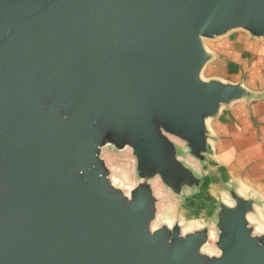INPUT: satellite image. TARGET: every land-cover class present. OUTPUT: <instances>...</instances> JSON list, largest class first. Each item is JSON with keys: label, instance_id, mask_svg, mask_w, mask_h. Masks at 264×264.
<instances>
[{"label": "water", "instance_id": "obj_1", "mask_svg": "<svg viewBox=\"0 0 264 264\" xmlns=\"http://www.w3.org/2000/svg\"><path fill=\"white\" fill-rule=\"evenodd\" d=\"M236 32L264 39V0H0V264H264L238 180L205 224L163 212L218 183L211 121L262 97L203 77Z\"/></svg>", "mask_w": 264, "mask_h": 264}, {"label": "crops", "instance_id": "obj_2", "mask_svg": "<svg viewBox=\"0 0 264 264\" xmlns=\"http://www.w3.org/2000/svg\"><path fill=\"white\" fill-rule=\"evenodd\" d=\"M214 43L211 78H245L243 84L262 97L235 103L211 121L213 158L229 178L264 199V39L236 32Z\"/></svg>", "mask_w": 264, "mask_h": 264}, {"label": "rangeland", "instance_id": "obj_3", "mask_svg": "<svg viewBox=\"0 0 264 264\" xmlns=\"http://www.w3.org/2000/svg\"><path fill=\"white\" fill-rule=\"evenodd\" d=\"M205 44L208 49L214 51L213 48L216 47L214 41H205ZM210 65L211 64L207 66L203 73L205 79H210L212 74H214L212 69L213 66L210 67ZM240 82L245 83V78H242ZM133 160V157L129 153L113 156L111 158L113 168H115L116 172L119 174L124 175L130 184L134 183V181L131 180V169L134 164ZM230 180L227 173L220 172L218 183L210 187L209 191L204 195L191 198L189 203H185L182 199L168 198L163 208L164 215L177 218L183 217L187 224L192 226L205 224L214 210L215 202L221 198H226L222 189V183L229 182Z\"/></svg>", "mask_w": 264, "mask_h": 264}, {"label": "bare ground", "instance_id": "obj_4", "mask_svg": "<svg viewBox=\"0 0 264 264\" xmlns=\"http://www.w3.org/2000/svg\"><path fill=\"white\" fill-rule=\"evenodd\" d=\"M156 191H160V189H159V185H158V184H156ZM260 227L264 228V224L261 223V224H260Z\"/></svg>", "mask_w": 264, "mask_h": 264}]
</instances>
